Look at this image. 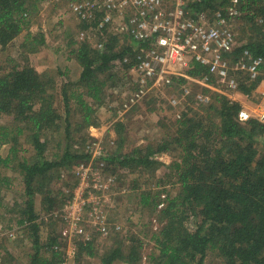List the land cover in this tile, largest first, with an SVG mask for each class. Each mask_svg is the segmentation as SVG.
I'll return each mask as SVG.
<instances>
[{
  "label": "trees",
  "instance_id": "16d2710c",
  "mask_svg": "<svg viewBox=\"0 0 264 264\" xmlns=\"http://www.w3.org/2000/svg\"><path fill=\"white\" fill-rule=\"evenodd\" d=\"M44 1L0 0V50L29 29L31 15ZM238 1L250 33L247 42L233 51L232 58H238L247 50L252 56L264 60V0ZM229 2L197 0L189 7L196 14L215 12ZM96 27L94 21L77 26L78 30L90 28L94 34L101 32ZM102 32H105L104 28ZM97 36L99 40L78 41V47L72 50L80 67L76 81L63 78L59 71L56 75L39 72L27 58L15 62L0 74V117L9 119L8 124L0 125V146H8L7 154L0 156V168H13L10 165L15 163L22 177L25 197L20 205L18 222L27 223L29 228L33 249L31 264L61 262L57 236L50 238L45 245L49 258L42 255L40 224L34 208L35 194L40 193L51 210L54 200L50 196V184L55 180V172L61 168L70 169L89 158L87 154L71 151L68 143L61 155L48 158L47 133L59 132L66 141L71 140V117L75 111L82 117L80 127L94 126V105L102 101L105 85L114 82L116 76L112 70L119 63L128 68L131 64L125 63L124 59L131 60L134 48L139 44L132 40L127 43L125 38L119 44V37L113 35ZM29 38L33 43L28 53H35L45 45V38L40 33L32 35L27 32L24 42ZM187 75L198 80L206 77V82L216 85L208 67L202 64L194 63ZM57 76L61 80L57 93L62 113L55 103L54 78ZM187 82L182 77L173 78L168 87H180ZM199 87L202 94H210L211 101L207 103L194 98L200 107H204L205 115L184 112L176 119V129L170 138L154 145L137 146L129 153H109L104 158L107 169L111 168L112 172L118 169L154 170L161 165L156 159L158 154L178 153V160L171 162L169 168L174 171L179 191L157 202L154 201L157 193L140 194L143 206L153 205L154 210L162 204L158 212L161 227L153 234L156 251L149 256L148 264H204L208 251L215 252L223 264H264V125L255 118L238 121L237 114L243 109L239 102ZM237 92L247 96L255 92L264 97V71L253 81L243 76ZM71 101L77 103V110ZM115 126L121 136L124 125L118 121ZM22 138L30 144L31 160L21 155L25 151ZM121 142L119 139L118 146ZM8 183L7 177L0 176V206L1 189ZM60 198H66L63 192ZM125 241L128 245L124 239L116 238L98 255L92 240H78L75 254L98 257L100 264H139L141 241L133 237Z\"/></svg>",
  "mask_w": 264,
  "mask_h": 264
},
{
  "label": "rangeland",
  "instance_id": "374dc122",
  "mask_svg": "<svg viewBox=\"0 0 264 264\" xmlns=\"http://www.w3.org/2000/svg\"><path fill=\"white\" fill-rule=\"evenodd\" d=\"M68 3L69 0H45L38 6V10L31 15L29 29L19 35L4 50H0V74L7 71L15 62H22L27 58L28 63L39 72L56 75L59 71L63 74V78L76 81L80 67L72 55V50L76 49L78 41H81L77 28L81 23L74 15L67 14ZM242 16L244 15L240 13L233 28L235 39L239 45L247 42L246 38L250 33ZM27 32L32 35L40 33L44 36L45 45L39 51L35 53L27 52L33 43L31 38L24 42V36ZM124 38L119 37V44L124 41L129 43L128 38H125V40ZM91 40L95 41L93 37H91ZM112 73L116 76L114 82L105 85L102 101L99 105H94L93 120L95 125L87 129L80 127L82 117L75 111L71 117V140L66 141L63 134H59V132L47 133L49 138L46 156L48 158L51 159L54 156L61 155L66 143H68V146L70 145L71 151L77 154H87L88 156H93L98 143L107 151L108 155L116 151L129 153L137 146L157 144L174 134L175 121L182 113L188 112L191 115V111H193L203 115L206 114L204 107H200L195 102L198 94L206 96L208 101H211L210 94H202L201 87H199L201 85L188 81L180 87H162L160 91L151 93L149 98L140 100L138 104L132 106L120 117L118 112L130 92L128 89L132 87V76L130 78L128 68H124L120 63L112 70ZM60 82L59 76L54 78L55 103L59 105V112L62 113V104L57 93ZM215 88L219 90L213 91L239 102L242 108L253 116L258 113L263 96L255 92L247 96L237 91L223 90L218 84L215 85ZM84 98L88 103H91L87 97ZM172 99L177 101L176 105L170 104ZM71 102L77 110V103ZM118 121H121L124 125L121 136H119L117 126H115ZM8 123L9 119L7 117H0V125ZM119 139H122L120 146H118ZM21 144L25 150L21 155L31 160L33 152L30 144H27L25 140ZM7 149L8 146H0L1 157L7 154ZM156 159L161 165L154 170L118 169L115 172H112L111 168L104 170L105 173H112L115 177V187H112L106 194V198H110L105 209L106 224H104V228L107 234L103 235V233L95 232L88 221L87 210L83 214L82 223L84 232L92 240L94 250L98 255L111 246L118 237L124 239L127 245L128 242L125 239L129 237L141 241L140 252L142 258L139 264H148L149 256L156 251L153 234L161 227L158 219L160 207L157 206L156 209L152 210L153 205L143 206L140 203V194L157 193L154 200L157 202L158 200L163 201L167 196H174L180 189L174 171L169 168L171 162L178 160V153L175 151L161 153L156 156ZM87 160L81 163H85ZM81 163H76L70 169L61 168L55 172V180L50 184L52 189L50 190V196L54 200L51 210L48 209L50 207L43 201V196L40 193H36L34 197V208L38 216L37 222L40 224L39 236L43 243L42 255L46 259L49 258L50 253L45 245L50 238L57 236L61 260L59 264H100L98 257H88L85 254L80 256L75 254L74 257L68 258L66 250L69 246V237L62 238L61 233L64 225L52 216L53 211L62 208L61 203L64 200L60 198L62 192L66 196L76 188L75 167ZM10 166L14 167L0 168V176L7 177L9 180L8 186L6 185L1 189L0 264H31L33 249L29 228H27V223L20 224L18 222L20 219V205L25 197L24 184L21 174L17 171L16 164L12 163ZM113 224L120 226L118 234L112 231L111 226ZM11 230H14L13 238H9L6 233ZM77 240H73L75 244ZM45 264H49V261ZM115 264L126 263L115 262ZM204 264L223 263L215 252L208 251Z\"/></svg>",
  "mask_w": 264,
  "mask_h": 264
},
{
  "label": "built area",
  "instance_id": "2783aa9c",
  "mask_svg": "<svg viewBox=\"0 0 264 264\" xmlns=\"http://www.w3.org/2000/svg\"><path fill=\"white\" fill-rule=\"evenodd\" d=\"M197 0H70L67 6L69 15L87 23L94 21V34L88 30H79L81 41L99 40L106 35L122 36L138 44L134 48V57L124 59L132 76V87L119 110L122 116L140 100L148 98L153 92L168 86L173 78L182 77L210 90H219L202 80L187 75L194 63L208 67L210 75L223 90L236 92L243 76L253 81L264 71V60L254 57L247 50L236 59L233 51L239 47L233 28L240 15L239 1L230 0L229 4L215 12H198L189 7ZM93 23V22H92ZM105 32H102V29ZM92 29V28H91ZM98 42V41H97ZM196 100L207 103L208 98L201 94ZM177 101L172 99L171 105ZM179 117V116H178ZM255 118L264 125V97L258 113L253 116L245 109L237 114L240 122ZM93 156L85 163L75 167L76 188L66 195L60 210L52 212V216L60 220L64 228L61 236L69 237L66 256L74 257L76 244L74 239L83 242L90 240L83 228V214L88 211V221L95 232L106 235L105 209L110 198L107 192L115 187L113 174L105 173L107 163L104 158L107 151L100 146L95 147ZM162 204L159 205L161 207ZM114 225V224H113ZM111 226L112 231L119 232L120 226ZM110 228V230H111ZM14 237V230L6 232ZM73 238V240H72ZM77 240V241H78Z\"/></svg>",
  "mask_w": 264,
  "mask_h": 264
}]
</instances>
